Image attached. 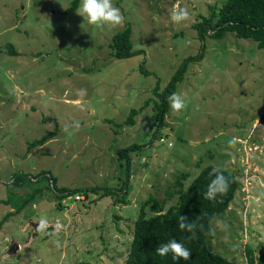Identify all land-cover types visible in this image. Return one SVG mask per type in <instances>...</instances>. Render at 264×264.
<instances>
[{"label": "rangeland", "instance_id": "1", "mask_svg": "<svg viewBox=\"0 0 264 264\" xmlns=\"http://www.w3.org/2000/svg\"><path fill=\"white\" fill-rule=\"evenodd\" d=\"M72 1L0 0V223L14 213L0 226V264H124L141 204L167 199L177 176L188 174L190 182L208 166L239 183L228 209L211 219L208 245L231 264H246V249L264 255V49L230 33L198 38L193 25L226 0H113L124 17L114 28L89 25L79 6L64 14ZM173 8L187 9L190 18L172 22ZM127 27L141 53L117 60L111 39ZM9 44L18 56L5 53ZM199 55L176 87L187 106L169 108L162 141L129 155L128 178L117 153L152 136L153 89L162 90L187 57ZM146 101L134 125H122ZM75 121L79 129L63 131ZM54 130L52 140L26 153ZM40 171L58 187L118 193L58 202L46 192L15 215L34 186H12L10 178ZM126 188L127 204H116ZM6 199L13 207L1 203ZM41 217L49 221L44 232L37 231Z\"/></svg>", "mask_w": 264, "mask_h": 264}, {"label": "trees", "instance_id": "2", "mask_svg": "<svg viewBox=\"0 0 264 264\" xmlns=\"http://www.w3.org/2000/svg\"><path fill=\"white\" fill-rule=\"evenodd\" d=\"M80 0H73L70 8L64 11V14L74 12L79 6ZM201 21L193 25L198 38L202 41L206 37L212 39H221L226 33L234 34L238 39L252 40L255 42L259 50L264 49V0H226L217 12H213L208 18L200 17ZM131 29L125 28L123 31L113 35L110 48L112 57L117 60H125L140 55L141 52L134 51L130 40ZM5 53L9 56L16 57L19 54L15 51L13 45L6 46ZM202 59V55L187 57L168 84L160 90L157 86L153 89V94L158 98V102L154 104V123L153 133L147 144L141 146L133 144L126 148H122L117 153L118 160H125L126 173L129 178L131 173V161L129 155L141 150L145 146H150L154 139L161 140L162 133L160 131L166 126L165 117L170 106L167 97L176 92L177 85L183 80L186 73L187 65L194 61ZM140 71L145 72L142 67ZM149 104L144 105L138 110L132 109L128 117L122 125L132 126L135 123V117L142 112ZM107 124L111 121L106 120ZM121 125V124H120ZM119 126V125H118ZM57 134L54 130L28 144L26 153L37 147H42L46 142L52 140ZM216 167L208 166L201 170L198 176L192 181L189 180L188 174H181L175 178L173 192L168 195L167 199L158 201L154 197H148L139 209L137 218L133 226V236L129 243V250L124 264H231L227 259L215 254L208 245L210 232V221L213 216L224 213L239 188V183L234 174L220 169L223 174L229 178L230 184L228 191L217 196L216 200L210 201L204 198L207 185L214 177L210 175ZM26 181H29L34 187L26 195L19 207L15 211V215L19 214L23 209L36 197L43 196L46 192L53 193L56 200L62 201L70 196L82 197L83 200L88 195H97V200L104 197H110L114 192L113 189L101 188H65L58 187L56 180L47 171H40L34 176H29L23 172L12 175L9 184L16 187H22ZM46 181V185L41 186L40 182ZM118 193V192H117ZM127 188L122 192L121 198L117 197L115 203L121 202L122 205L127 204ZM173 200L174 202L169 204ZM2 204L10 205L11 200L6 199ZM13 207V204L10 205ZM14 214V213H13ZM6 215L3 222L13 215ZM183 215L189 219H198L199 224L203 225V229H198L196 237L189 240V233L182 232L177 224L178 218ZM14 216V215H13ZM116 217L115 220H118ZM0 223V226L3 224ZM32 235L36 234V226H33ZM176 239L178 242L185 244L191 252V258L187 261H174L169 254L166 257H159L155 254V249L160 243H165L170 239ZM246 264H264V255L254 256L251 249L245 251Z\"/></svg>", "mask_w": 264, "mask_h": 264}, {"label": "clouds", "instance_id": "3", "mask_svg": "<svg viewBox=\"0 0 264 264\" xmlns=\"http://www.w3.org/2000/svg\"><path fill=\"white\" fill-rule=\"evenodd\" d=\"M77 14L84 18L89 25L95 26L97 28L104 27L105 25L111 27H117L123 23L124 17L118 7L113 3V0H80L79 8L77 9ZM190 18V13L185 8H173L170 12V19L174 23H181L187 21ZM79 94L81 96L86 94V90L80 89ZM167 101L172 111L180 112L186 106V98L180 93H173L167 97ZM79 121L73 122L72 125H66L63 131L69 132L70 128L79 129ZM230 143H234L230 141ZM214 178L211 179L207 185L206 192L204 193V198L210 201L216 200L217 196L224 195L229 188V178L226 177L220 169H213L210 173ZM47 217H41L37 224V231L44 232L48 227ZM223 229L227 232V224H223ZM178 228L182 232L189 233L187 237L189 240L196 237V232L198 229H203V225L199 224L198 219H189L183 215L178 218ZM59 229V225H57ZM59 245V241H56ZM155 254L159 257H166L171 254L174 261L184 260L187 261L191 258L190 250L185 247V244L178 242L176 239H170L165 243H160L155 249Z\"/></svg>", "mask_w": 264, "mask_h": 264}, {"label": "built area", "instance_id": "4", "mask_svg": "<svg viewBox=\"0 0 264 264\" xmlns=\"http://www.w3.org/2000/svg\"><path fill=\"white\" fill-rule=\"evenodd\" d=\"M75 200H83V198L82 197H76Z\"/></svg>", "mask_w": 264, "mask_h": 264}]
</instances>
